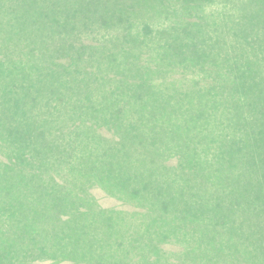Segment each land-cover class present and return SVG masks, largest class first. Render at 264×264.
Here are the masks:
<instances>
[{
    "label": "trees",
    "instance_id": "16d2710c",
    "mask_svg": "<svg viewBox=\"0 0 264 264\" xmlns=\"http://www.w3.org/2000/svg\"><path fill=\"white\" fill-rule=\"evenodd\" d=\"M5 72L21 81L60 73L155 105L186 94L211 104L223 99L235 115L252 114L235 130V161L203 170L200 143L182 139L193 148L177 151L173 180L161 178L177 182L172 191L152 183L156 174L151 183L131 175L114 181L119 199L137 213L129 217L136 231L127 232L117 215H90L79 205L84 190L67 184L73 158L52 175L62 189H49L46 146L18 141L0 120V169L33 172L39 194L46 192L47 218H85L81 233L70 228L73 240L50 228L52 238L34 247L41 264H264V0H0V76ZM63 84L55 88L71 91ZM93 167V181L113 180ZM62 201L77 206L68 214Z\"/></svg>",
    "mask_w": 264,
    "mask_h": 264
},
{
    "label": "rangeland",
    "instance_id": "374dc122",
    "mask_svg": "<svg viewBox=\"0 0 264 264\" xmlns=\"http://www.w3.org/2000/svg\"><path fill=\"white\" fill-rule=\"evenodd\" d=\"M259 58L255 56L252 60L256 62ZM43 76L25 81L11 72L0 76V120L9 124V130L18 141L46 146L49 189H62L59 180L52 175L60 171L62 160L73 158L77 168L70 166L73 173L68 176L67 184L70 188L84 190L79 205L88 206L90 215L101 209L117 215L124 232L133 226L131 219L137 213L119 199L120 188L114 181L122 175H131L140 176L133 177L137 182L151 183L148 180L156 174L160 176L152 179V183L172 191L177 182L161 178L166 176L173 180L168 175L180 170L176 168L177 151L185 154L193 148L184 145L182 139L200 143L199 150L204 151V157L197 166L202 165L203 170L213 163L225 165L228 160H236L240 137L236 128L252 116L246 111L235 115L223 99L211 104L203 97L186 94L169 96L173 102L161 97L167 101L155 105L147 99L133 98L125 91L98 89L88 82H71L60 73ZM60 82L68 84L71 91L56 89L55 85ZM10 83L17 85V89L10 90ZM206 153L210 155L205 156ZM96 158H102L106 164L95 162ZM194 160L195 157L191 159ZM93 163L108 172L113 180L93 181V173H87L93 171ZM111 164L117 166L114 165L113 170L106 166ZM180 166L181 169L186 167ZM38 180L33 178L32 171L0 169V264H41V256L34 247L52 238L50 228L59 229L64 239L73 240L78 234L70 228H81L85 222V218L66 221L61 213L47 218L46 208L42 207L47 203L46 192L39 194L42 190ZM62 204L68 214L77 206L69 201ZM50 220L60 225L49 226ZM105 220L101 216L100 221ZM64 243L66 245L67 241ZM179 249L180 246L175 251Z\"/></svg>",
    "mask_w": 264,
    "mask_h": 264
}]
</instances>
